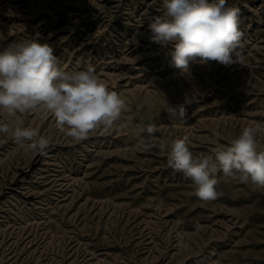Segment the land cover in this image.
<instances>
[{
	"label": "rangeland",
	"instance_id": "rangeland-1",
	"mask_svg": "<svg viewBox=\"0 0 264 264\" xmlns=\"http://www.w3.org/2000/svg\"><path fill=\"white\" fill-rule=\"evenodd\" d=\"M227 6L239 9L242 63L181 73L172 46L149 39L162 0H0V50L39 34L65 70L93 66L127 105L118 127L79 142L44 109L0 113L50 140L39 154L0 133V264H264V188L218 172L205 202L167 164L173 138L213 155L250 124L264 151V0ZM180 104L185 119L168 113Z\"/></svg>",
	"mask_w": 264,
	"mask_h": 264
},
{
	"label": "clouds",
	"instance_id": "clouds-1",
	"mask_svg": "<svg viewBox=\"0 0 264 264\" xmlns=\"http://www.w3.org/2000/svg\"><path fill=\"white\" fill-rule=\"evenodd\" d=\"M162 5L167 18L154 17L149 22V39L162 47L172 46L171 63L181 73L189 72L194 63H242L237 51L243 35L239 9L227 6V0H162ZM54 51V45L39 34L0 50V113L12 118L44 109L54 116L57 129L76 142L96 130L109 132L118 127L127 107L125 100L109 90L93 66L69 72ZM168 113L180 119L187 117L184 104L169 105ZM140 131L149 140L157 128L148 125ZM257 132L255 124L245 126L227 147L200 156H194L187 135L173 138L165 144L167 164L190 178L195 195L205 202L219 195L218 172L239 175L242 182L264 188V151H258ZM0 133H11L17 144H28L39 154L50 145L48 138L31 127L13 128L0 121ZM196 227L199 230L203 226Z\"/></svg>",
	"mask_w": 264,
	"mask_h": 264
}]
</instances>
